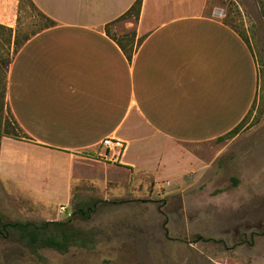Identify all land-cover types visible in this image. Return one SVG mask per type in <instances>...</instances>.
I'll list each match as a JSON object with an SVG mask.
<instances>
[{
	"label": "crops",
	"instance_id": "obj_1",
	"mask_svg": "<svg viewBox=\"0 0 264 264\" xmlns=\"http://www.w3.org/2000/svg\"><path fill=\"white\" fill-rule=\"evenodd\" d=\"M31 1L56 24L16 52L13 36L5 102L29 140L1 138L0 178L50 209L47 221H62L57 210L84 182L105 201L160 192L163 175L177 181L172 193L194 187L209 169L207 144L259 100L257 58L205 13L207 0H143L126 26L134 41L107 26L137 0ZM18 14L19 0H0V26L15 32ZM240 137L220 142V154ZM107 138L125 149L109 151Z\"/></svg>",
	"mask_w": 264,
	"mask_h": 264
},
{
	"label": "rangeland",
	"instance_id": "obj_2",
	"mask_svg": "<svg viewBox=\"0 0 264 264\" xmlns=\"http://www.w3.org/2000/svg\"><path fill=\"white\" fill-rule=\"evenodd\" d=\"M205 13L232 27L259 63V100L243 122L239 140L222 155L219 141L207 144L209 169L194 187L172 193L178 183L163 175L160 192L110 199L130 202L120 206L99 205L88 225L78 223L98 234L94 251L73 248L62 255L43 249L35 255L12 236L0 239V264H264V0H207ZM19 17L22 37L49 24L26 1ZM129 23L117 22L110 30L118 38L127 36L133 32ZM7 37L0 34V82L2 63L13 53ZM9 112L5 109L4 124L12 122ZM106 196L90 183L76 184L70 206L57 210L56 217L67 220L78 202L105 201ZM49 210L0 178L5 222L42 223L52 218Z\"/></svg>",
	"mask_w": 264,
	"mask_h": 264
},
{
	"label": "trees",
	"instance_id": "obj_3",
	"mask_svg": "<svg viewBox=\"0 0 264 264\" xmlns=\"http://www.w3.org/2000/svg\"><path fill=\"white\" fill-rule=\"evenodd\" d=\"M26 1L30 6L39 11L31 0H19V14L17 23L20 22V9L23 2ZM143 0H137L131 9L125 13L121 18L117 19L114 23L107 26V34L114 40L117 41H134L136 38V33L132 32L129 35L124 37H116L112 34L110 27H112L117 22L123 20H134L138 21L140 16V11L142 7ZM40 12V11H39ZM41 13V12H40ZM42 14V13H41ZM42 16L49 22L48 25L41 28L39 31L33 33L29 36L22 37L20 32L17 29L14 32L12 29H7L3 26H0V34L8 33L6 40L8 44H11L14 36L15 48L14 51H18L19 46L23 42L28 41L31 37L37 35L40 31L55 26V22L47 18L45 15ZM15 34V35H14ZM11 63L10 59H6L2 63L3 78L1 79L2 85L0 89V130L2 126V132L0 136V141L2 137H12L19 140H29L28 136L24 133L22 128L11 116V121L9 124L2 121V116L6 108V86H7V71ZM256 102L253 104L249 114L255 109ZM9 111V110H8ZM10 113V112H9ZM248 114V115H249ZM247 118V117H246ZM245 118V119H246ZM245 121V120H244ZM243 121V122H244ZM243 122L237 126L232 132L226 136L217 139V141L222 142L228 139L236 137L243 128ZM8 127L10 129H8ZM128 201H104V200H95L92 203L90 202H78L75 204V210L72 214L69 215V218L64 221H44L42 223L35 222H5L4 217L0 214V239H8L12 236H15L17 240L23 244L24 248L30 250L33 254L38 255V252L43 249H51L62 255L70 253V251L75 249H80L82 251L91 252L94 251L98 244V234L95 230H87L78 226V223L88 225L92 220L93 216L97 213L98 206H120L123 204H129ZM167 232V231H166Z\"/></svg>",
	"mask_w": 264,
	"mask_h": 264
},
{
	"label": "built area",
	"instance_id": "obj_4",
	"mask_svg": "<svg viewBox=\"0 0 264 264\" xmlns=\"http://www.w3.org/2000/svg\"><path fill=\"white\" fill-rule=\"evenodd\" d=\"M103 146L112 152H121L125 149V144L121 139L118 138H107L103 141ZM118 153L116 157L120 156Z\"/></svg>",
	"mask_w": 264,
	"mask_h": 264
}]
</instances>
